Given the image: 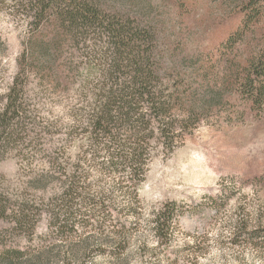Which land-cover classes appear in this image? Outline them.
<instances>
[{"label": "trees", "instance_id": "16d2710c", "mask_svg": "<svg viewBox=\"0 0 264 264\" xmlns=\"http://www.w3.org/2000/svg\"><path fill=\"white\" fill-rule=\"evenodd\" d=\"M240 3V22L217 45L213 55L217 63L264 22V0ZM149 4L146 0H0V8L26 26L18 70L0 106V146H26L22 133L34 114L27 85L37 76L35 70L51 75V92L63 82V91L76 92L79 100L68 107L70 124L54 142L61 192L52 228L64 239L77 235L79 226L102 232L111 227L120 241L102 243L97 254H110L114 264H123L127 236L142 223L139 193L158 146L175 150L200 124L198 115L212 110L217 115L222 100L217 81L200 77L209 70L225 72L200 60L194 65L193 81L187 79L183 70L193 65L188 63L191 53L176 46L160 49L158 29L146 21ZM237 71H233L235 95L244 107L242 113L262 112L264 52L244 64L241 73ZM69 77L72 86L67 85ZM75 143L79 152L73 157L70 148ZM93 171L117 182L112 190L125 197V206L119 208L109 193L100 196L90 182ZM237 181L264 183V173L247 179L239 176ZM37 212L34 204L13 202L0 192V219L11 220L13 229L33 234ZM182 214L179 205L166 202L152 210L148 224L158 240L168 241ZM30 246L0 247V264H23ZM75 246L65 250L63 259L77 257Z\"/></svg>", "mask_w": 264, "mask_h": 264}, {"label": "rangeland", "instance_id": "374dc122", "mask_svg": "<svg viewBox=\"0 0 264 264\" xmlns=\"http://www.w3.org/2000/svg\"><path fill=\"white\" fill-rule=\"evenodd\" d=\"M146 1L151 5L146 21L158 29L160 49L176 46L191 53L188 63L193 65L186 64L189 67L183 70L187 79L196 76L194 65L200 60L207 66L217 65L225 74L214 69L200 77L217 81L221 87L218 114L212 110L198 115L200 124L175 150L158 146L152 157L139 193L142 223L127 236L122 263L264 264V183L237 181L239 176L247 179L264 173V109L242 113L244 107L235 95L237 82L233 77V71H240L264 52V22L255 35L247 34L225 60L217 63L213 59L217 45L240 22L241 0ZM25 38V24L0 8V106L16 76ZM208 48L211 54L206 53ZM208 59L211 62L205 61ZM35 71L37 76L27 85L34 114L22 133L26 146H0V192L13 202L34 204L38 222L29 234L13 229L11 220L0 219V247L31 245L23 264H114L110 254H97L102 243L108 241L109 246L114 239L120 241L111 227L105 226L102 232L79 226L77 235L64 239L52 228L58 212L57 193L61 192L54 142L70 124L72 112L69 114L68 107L79 97L73 89L63 91L64 82L57 83L61 87L51 92V75ZM67 82L72 86L70 77ZM78 152L75 143L70 153L75 157ZM89 178L100 196L109 193L119 208L125 206V197L112 190L115 180L96 171ZM166 202H175L184 214L171 239L161 241L148 222L152 210ZM70 245H76L77 257L63 259Z\"/></svg>", "mask_w": 264, "mask_h": 264}]
</instances>
